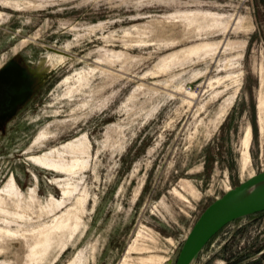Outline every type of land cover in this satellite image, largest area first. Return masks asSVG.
<instances>
[{
    "label": "rangeland",
    "instance_id": "374dc122",
    "mask_svg": "<svg viewBox=\"0 0 264 264\" xmlns=\"http://www.w3.org/2000/svg\"><path fill=\"white\" fill-rule=\"evenodd\" d=\"M263 171L264 0H0V264H175ZM194 264H264V212Z\"/></svg>",
    "mask_w": 264,
    "mask_h": 264
},
{
    "label": "water",
    "instance_id": "95a60500",
    "mask_svg": "<svg viewBox=\"0 0 264 264\" xmlns=\"http://www.w3.org/2000/svg\"><path fill=\"white\" fill-rule=\"evenodd\" d=\"M264 212V171L253 175L201 214L184 242L175 264H194L204 248L226 226Z\"/></svg>",
    "mask_w": 264,
    "mask_h": 264
},
{
    "label": "bare ground",
    "instance_id": "6f19581e",
    "mask_svg": "<svg viewBox=\"0 0 264 264\" xmlns=\"http://www.w3.org/2000/svg\"><path fill=\"white\" fill-rule=\"evenodd\" d=\"M34 162L44 166V167H49L51 169H55V170H58L60 169L58 165L54 164V163H50L48 164L47 163V157H42V158H34L33 159ZM11 190L12 192L15 191L14 187L12 186L11 187ZM7 191H2L0 193V214L2 213H5L8 209V206L11 204L12 202V197L9 195V193H5ZM8 194V195H6ZM14 195V194H13ZM41 218V217H40ZM4 234L5 235H8L9 233L8 232H5L3 229H0V236H2ZM44 234H40L39 237H38V241L39 242H43L45 241L44 239Z\"/></svg>",
    "mask_w": 264,
    "mask_h": 264
}]
</instances>
